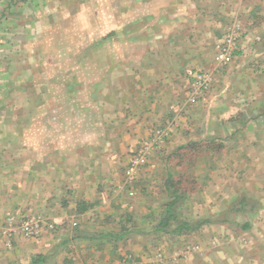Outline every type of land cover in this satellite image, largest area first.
Segmentation results:
<instances>
[{"label":"crops","instance_id":"1","mask_svg":"<svg viewBox=\"0 0 264 264\" xmlns=\"http://www.w3.org/2000/svg\"><path fill=\"white\" fill-rule=\"evenodd\" d=\"M1 1L0 30L42 66L0 56V264H264V0ZM62 16H86V51L38 56L79 46ZM174 190L210 222L153 231Z\"/></svg>","mask_w":264,"mask_h":264},{"label":"rangeland","instance_id":"2","mask_svg":"<svg viewBox=\"0 0 264 264\" xmlns=\"http://www.w3.org/2000/svg\"><path fill=\"white\" fill-rule=\"evenodd\" d=\"M4 2L5 1L0 0V7H2V5L5 4ZM1 20H2V17H0V25L2 24ZM62 20H63L64 25L67 28L66 30L61 32L60 40H64V43H65L66 40L78 39L79 46L77 48H70V47L61 48L58 45L55 46V45L48 44L46 46L44 45L41 50L38 48V56H42V57L49 56V55L53 56L56 53L55 51H57L56 54H59L60 50H62V53H64L66 56H70V55L74 56V55H82V53L86 51V48L84 46L86 45V40L88 39L86 37L87 35L85 31L86 16L73 17V18L62 16ZM8 32L6 30L4 31L0 30V56H3V54L4 56H7V54L11 55V57L14 56V59H10V60L17 63L15 67L16 68L15 70H17V72L22 71L25 65H26V68H29V70L31 71L32 70L38 71L42 65H36V64L30 65V62L33 61V59L29 57V53L25 52L26 49L23 50L21 49V47L18 46L20 44V41H23L24 39L22 35L20 33L11 34ZM45 34H47V39L50 41V40H54L55 37L58 38L60 33L47 32ZM112 35H113L112 37L116 38L115 34H112ZM14 45L17 47L15 50V53L12 51L14 48ZM1 72L2 71H0V73ZM162 210H163V207L158 210V219L160 217Z\"/></svg>","mask_w":264,"mask_h":264},{"label":"built area","instance_id":"3","mask_svg":"<svg viewBox=\"0 0 264 264\" xmlns=\"http://www.w3.org/2000/svg\"><path fill=\"white\" fill-rule=\"evenodd\" d=\"M235 44V37L226 38V46L222 50H219L215 57V61L218 66L225 67V65L231 62L233 50L236 46ZM208 75L209 74L207 72H199L196 74L195 82H193L192 85V93L189 99L190 102H197L200 92L207 91L212 87V78H209ZM148 160L149 147L147 144H144V147L138 151L130 165L126 168V173L128 175V179L126 180L127 183H131L134 179H136L141 168L148 164ZM41 228V223L35 220L28 221L23 225V230L27 235H36L40 232ZM6 245L10 247L11 241H8Z\"/></svg>","mask_w":264,"mask_h":264},{"label":"trees","instance_id":"4","mask_svg":"<svg viewBox=\"0 0 264 264\" xmlns=\"http://www.w3.org/2000/svg\"><path fill=\"white\" fill-rule=\"evenodd\" d=\"M185 200L183 194L177 191H169V200L163 208L157 224L153 225L155 232L168 234H181L185 231L200 229L210 220L204 218L189 219L183 213L182 203ZM47 256H38L32 259L31 264H42L47 260Z\"/></svg>","mask_w":264,"mask_h":264}]
</instances>
